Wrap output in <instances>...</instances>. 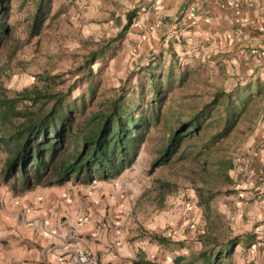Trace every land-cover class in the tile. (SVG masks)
I'll return each mask as SVG.
<instances>
[{
    "label": "rangeland",
    "instance_id": "374dc122",
    "mask_svg": "<svg viewBox=\"0 0 264 264\" xmlns=\"http://www.w3.org/2000/svg\"><path fill=\"white\" fill-rule=\"evenodd\" d=\"M39 1L11 0L7 21L10 33L0 36L4 38L0 44V98L15 100L9 120L0 118V137L14 130L41 105L33 101L34 91L61 94L77 102L83 98L86 117L108 110L113 101L124 96L135 113L148 117L151 127L131 168L115 179L96 180L107 186L104 189L111 185L116 191L125 188L126 196L116 200L123 204L122 208L118 205L117 210L116 206L110 210L113 204H109L99 213L102 223L109 220L113 228L119 226L122 230L124 236L116 242L121 244L119 248L141 234L145 258L151 254L146 261L154 264H176L178 256L189 261L203 252L210 254L211 264H264V238L253 244L248 241L255 239L253 235L260 227V223L250 224L249 213L259 208L256 203L262 200L246 202L238 196L245 192L240 181H248L247 172L254 169L256 148L264 149L263 139L259 140L264 133V75L249 67L247 60L236 62L238 56L211 53L209 45L181 35L178 29L141 33L139 16L122 38L127 18L126 3L120 0H106L98 5L91 0H52L49 20L40 34L33 36L30 26ZM110 10L114 12L111 16L106 14ZM95 52L99 55L89 73L82 67ZM250 54L242 58H249ZM149 72L167 91L163 92L166 100L153 97L147 88L139 95L137 85L150 83ZM26 91L30 92L28 97ZM218 92L243 93L247 100L233 132L213 142L223 127V106L217 107L204 122L203 130L188 138L178 155L165 165L154 166L178 121L188 122ZM82 117L77 115V123ZM67 147L71 148L72 142ZM6 160L7 153L0 142V172ZM263 172L261 167L257 175L263 178ZM63 185L27 189L19 174L6 182L0 173V197L7 193L13 199L25 197L43 188ZM214 194L217 196L208 201ZM240 201L248 203V213L244 215L240 212L244 205H237ZM3 206L12 208L10 202L2 205L0 200V210ZM260 211L264 215V207ZM126 216L128 220L122 226ZM86 219L89 217L82 221ZM5 234L0 230V253L10 258L13 239ZM153 236L169 240V246L160 247L151 239ZM231 248L229 257L226 254L219 259L222 252L230 253ZM26 250L23 258L13 259L12 264L35 262L33 253ZM199 259L193 264H204Z\"/></svg>",
    "mask_w": 264,
    "mask_h": 264
},
{
    "label": "crops",
    "instance_id": "0c3cea01",
    "mask_svg": "<svg viewBox=\"0 0 264 264\" xmlns=\"http://www.w3.org/2000/svg\"><path fill=\"white\" fill-rule=\"evenodd\" d=\"M91 1L98 5L106 0ZM120 1L126 3V18L133 11L138 14L141 33L146 30L161 33L164 30L178 29L181 35L209 45L211 53L238 56L236 62L243 63L247 60L249 67L264 75V0ZM106 14L111 16L114 12L110 10ZM126 20L128 23V19ZM249 52V58H242ZM259 140L264 142V133ZM255 155L257 160L253 164L254 169L251 173L247 172L248 181H240L245 192H240L238 196L246 202L254 198L262 200L256 203L259 208H254L251 210L252 214L249 213L250 224L260 223V227L256 229L258 231L253 235V240L257 243L264 238V215L260 211L264 207V177L257 175L258 169L264 167V149L256 148ZM79 184L78 181H69L66 186L43 188L25 197L13 199L8 193L7 196L0 197L2 205L4 201L12 205V208L3 206L0 210V230L13 239L14 248L10 258L0 253V264H12L13 259H22L25 249H30L35 260L29 264H78L75 257L77 245L89 249L101 264H141L149 260L151 254L145 258L147 253L141 246L144 243L141 241V234L119 248L121 244L116 242L123 235L120 227L113 228L109 220L107 223L99 220V213L107 205L113 204L110 210L115 206L116 210L119 208L121 203L116 200L124 195L125 188L120 187L116 191L111 185L110 189H104L107 186L96 181L88 187ZM248 188H253V191L246 190ZM125 196L126 194L123 197ZM237 205L240 208L244 205V211L240 209L241 215L248 213V203L240 201ZM85 216L89 219L78 227V222ZM125 219L122 226L128 216ZM74 230L79 233L76 241L70 239ZM154 243L161 247L158 242ZM23 244H26L25 247Z\"/></svg>",
    "mask_w": 264,
    "mask_h": 264
},
{
    "label": "trees",
    "instance_id": "16d2710c",
    "mask_svg": "<svg viewBox=\"0 0 264 264\" xmlns=\"http://www.w3.org/2000/svg\"><path fill=\"white\" fill-rule=\"evenodd\" d=\"M51 4L52 0L39 1L30 26L33 36H38L43 25L49 20ZM10 11L11 0H0V36H8L10 33L7 24ZM137 17L136 11L128 15L125 31L120 34L122 38ZM3 39L0 37V44ZM97 55H99L97 52L93 53L82 68L91 73ZM149 75V84L143 82L142 85L141 83L137 85L139 95L147 88L153 97L166 100L167 96L163 92L167 91L158 84L155 74L149 72ZM172 75L171 71L168 79L171 80ZM28 93L30 92H24L26 96ZM34 93L36 96L33 101H36V105L39 103L41 105L14 130L7 131L0 137L3 149L7 153L5 167L1 173L6 182L19 174L22 185L27 189L41 185H63L71 179L91 184L98 178L115 179L134 165L147 140L151 122L147 116L135 113L131 104L126 103L124 96L113 101L108 110L92 112L86 117V103L83 98L77 102L61 94H44L41 91ZM235 94L218 92L213 101L198 114L191 116L188 122L178 121L177 128L171 132L154 166L165 165L178 155L185 141L199 134L203 130L204 122L211 118L212 113L220 106H223L224 112L221 117L223 127L220 133L213 137V142L227 138L243 115L245 111L243 106L247 102L243 93ZM14 104L15 100L0 98V118L3 121L9 120ZM77 115L83 116L80 118L81 122L77 123ZM69 142H72V147L68 149ZM216 196L217 194H214L207 200L210 201ZM151 239L161 246H169V240L162 236H153ZM248 241L250 244L254 242L251 238ZM232 250L233 248L230 253L222 252L219 259L226 254V257H229ZM198 258L202 259L204 264L212 263L208 252L200 253L198 257L189 261L184 256H178L175 262L182 264L188 261L187 264H193ZM141 264L154 263L143 261Z\"/></svg>",
    "mask_w": 264,
    "mask_h": 264
},
{
    "label": "built area",
    "instance_id": "2783aa9c",
    "mask_svg": "<svg viewBox=\"0 0 264 264\" xmlns=\"http://www.w3.org/2000/svg\"><path fill=\"white\" fill-rule=\"evenodd\" d=\"M264 173V172H263ZM186 219V218H185ZM84 221H81L78 226L83 225ZM79 238L78 231H73L70 235V239L76 241ZM75 257L77 259L78 264H101L98 260L93 256L89 249H85L83 247L76 246Z\"/></svg>",
    "mask_w": 264,
    "mask_h": 264
}]
</instances>
